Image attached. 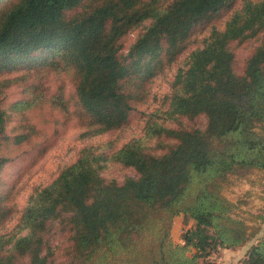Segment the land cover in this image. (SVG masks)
<instances>
[{
  "label": "trees",
  "instance_id": "1",
  "mask_svg": "<svg viewBox=\"0 0 264 264\" xmlns=\"http://www.w3.org/2000/svg\"><path fill=\"white\" fill-rule=\"evenodd\" d=\"M177 62L154 101L149 83ZM51 72L72 90L50 92ZM46 107L85 141L5 229V168L48 149L31 114ZM263 125L264 0H0V264H212L257 231L223 189L264 169ZM241 263L264 264V233Z\"/></svg>",
  "mask_w": 264,
  "mask_h": 264
},
{
  "label": "rangeland",
  "instance_id": "2",
  "mask_svg": "<svg viewBox=\"0 0 264 264\" xmlns=\"http://www.w3.org/2000/svg\"><path fill=\"white\" fill-rule=\"evenodd\" d=\"M222 23L223 21H218L216 24L221 26ZM132 36V34L129 35L128 42ZM194 45H190L187 50L194 47ZM185 52L181 57L184 56ZM247 53V45L239 47L238 56L240 59L245 57ZM177 64L178 62L173 64L172 69L169 70L166 76L154 78L149 83V90L153 94L152 97L155 95V97H159L160 94L167 90V80L177 67ZM61 80H64L65 91L67 93L70 92L72 90V81L69 75L65 73L55 74L52 72L48 73L46 77L49 91L52 92ZM21 91V85L19 83L11 85L7 90L5 100L10 101L20 97ZM155 97L153 98L154 101H156ZM31 114L34 120L41 126H44L49 132L51 143L45 153L37 158V160L32 159L34 150L24 148L12 156V160L7 164L4 171L5 178L12 187L10 203L14 206L15 211L11 218L6 221L4 225L5 229L15 222L18 211L24 204L33 185L45 183L50 180L64 162L71 161L75 158L78 148L85 141L84 138H79L78 136L81 129L75 119L72 118L69 121H63L64 116L58 110L51 111L46 107L42 112L34 111ZM42 116L48 118V120L43 121L44 118H42L39 121V118ZM135 124L132 123L124 133L126 135L124 138H129V129L132 130L135 128ZM257 128L264 130V125ZM125 171L126 174H133L131 169ZM223 192L228 198L237 203L236 212L244 217L253 228H257V231L242 246L228 249L221 248L217 252H212L208 258L212 264H242L241 261L246 249L264 233V169L254 170L242 177L231 176V182L224 187ZM189 224L191 223L185 221L181 216L174 218L172 228L174 239H180L181 234ZM4 226L1 229H4Z\"/></svg>",
  "mask_w": 264,
  "mask_h": 264
},
{
  "label": "crops",
  "instance_id": "3",
  "mask_svg": "<svg viewBox=\"0 0 264 264\" xmlns=\"http://www.w3.org/2000/svg\"><path fill=\"white\" fill-rule=\"evenodd\" d=\"M177 217H180V215H179V216H176L175 218H177ZM172 235H173V234H172ZM180 238H181V237H180ZM175 240H177V241H178L179 239H175ZM227 249H228V248H227Z\"/></svg>",
  "mask_w": 264,
  "mask_h": 264
},
{
  "label": "built area",
  "instance_id": "4",
  "mask_svg": "<svg viewBox=\"0 0 264 264\" xmlns=\"http://www.w3.org/2000/svg\"><path fill=\"white\" fill-rule=\"evenodd\" d=\"M178 241H179V242H183L182 238H180Z\"/></svg>",
  "mask_w": 264,
  "mask_h": 264
}]
</instances>
